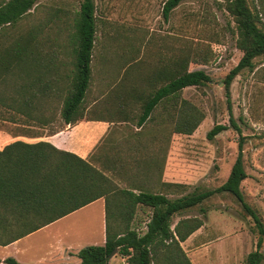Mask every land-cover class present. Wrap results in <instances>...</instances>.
<instances>
[{
    "label": "trees",
    "instance_id": "16d2710c",
    "mask_svg": "<svg viewBox=\"0 0 264 264\" xmlns=\"http://www.w3.org/2000/svg\"><path fill=\"white\" fill-rule=\"evenodd\" d=\"M37 1L0 0V32L6 27H16ZM182 1L165 0L163 19L167 20ZM225 10L235 24V48L242 53L237 65L222 81L230 109L232 81L243 70L253 71L254 59L264 56V9L254 12L247 0H226ZM95 11L93 0H81L73 14L70 42L62 45L73 57L69 69L60 57H24L37 52L34 39L40 26L32 27L26 38L15 36L11 44L0 48V129L10 131L13 137L39 138L43 130L54 134L84 119L83 101L96 37ZM166 64L163 77L149 80L150 88L144 99L141 96L137 99L142 110L138 124L146 126L154 121L156 110L162 108L170 111L168 118L173 123L170 134L189 136L203 116L184 106L181 92L189 87H203L211 78L203 70L190 71L184 57ZM57 119L61 123L58 128L54 127ZM231 127L239 141L226 181L212 190L191 192H187L185 185L174 183H162L163 191L158 192L143 186L120 187L90 161L45 141L17 140L3 146L0 148V246L18 241L103 199L104 243L79 250L76 254L79 264H108L115 256L124 258L125 264H192L181 244L203 226L207 212L201 207L204 201L227 193L253 220L258 235L256 248L247 255L246 264H264V253L260 250L264 224L245 202L241 191V184L247 178L244 137L237 125L231 123ZM228 128L214 125L206 138L212 140ZM175 193L180 196L170 198ZM196 208L201 218H180L173 225L174 217ZM139 210L149 211L143 230L135 223ZM3 263L20 264L12 258L4 259Z\"/></svg>",
    "mask_w": 264,
    "mask_h": 264
},
{
    "label": "rangeland",
    "instance_id": "374dc122",
    "mask_svg": "<svg viewBox=\"0 0 264 264\" xmlns=\"http://www.w3.org/2000/svg\"><path fill=\"white\" fill-rule=\"evenodd\" d=\"M80 1L38 0L16 27H6L0 32V48L11 44L15 36L26 38L32 27L40 26L34 39L37 52L24 57H60L69 69L73 57L62 45L70 42V24ZM93 1L96 37L92 57H162L166 65L176 57H184L190 71L203 70L211 78L207 85L185 88L180 95L186 103L184 106L203 116L196 130L189 136L171 135L170 111L158 108L154 121L145 126L155 133L154 141L148 151H138L136 155L163 154V165L169 152L170 166L166 174L169 181L185 185L187 192L212 190L226 181L237 155L239 136L231 127L234 123L244 137L243 163L247 178L241 184V191L245 202L264 224V56L254 59L253 71L243 70L232 81L229 109L222 81L237 65L242 53L235 48V24L225 10L226 0H184L167 20L162 16L165 0ZM247 2L254 12L264 9V0ZM218 124L229 128L208 140L206 134ZM59 126L57 119L54 127ZM12 134L0 129V148L26 139ZM136 162L134 158L133 163ZM146 163L153 162L149 158ZM152 167L157 165H150V171L145 173L120 172L112 179L120 187L143 186L155 192L163 191L162 170L151 172ZM179 196L175 193L170 198ZM102 204L97 202L65 216L42 231L23 237L12 247L0 246V257L34 264L48 259L57 247L69 246L78 252L87 246H100L104 235ZM201 207L207 209L202 232L182 244L191 263L246 264V257L255 250L258 238L253 220L227 193L212 196ZM148 214V210L137 213L135 223L140 224L141 230ZM192 216L200 217L197 208L174 217L173 225L180 218ZM260 250L264 253V243ZM75 259L69 258L62 264H72ZM109 264H125V259L115 256Z\"/></svg>",
    "mask_w": 264,
    "mask_h": 264
},
{
    "label": "crops",
    "instance_id": "0c3cea01",
    "mask_svg": "<svg viewBox=\"0 0 264 264\" xmlns=\"http://www.w3.org/2000/svg\"><path fill=\"white\" fill-rule=\"evenodd\" d=\"M163 75L162 57H91L89 84L83 101L84 119L74 125L65 126L54 134L43 130V135L39 138L18 137L26 138L21 141L27 143L49 142L57 149L72 152L88 161H90V157L94 158L90 162L113 179H115L114 175L120 172L145 173L150 171V165H157V167L151 168V172L162 170L161 183L181 184L166 178L170 166L169 152L165 154L163 165V154L157 157L147 154L136 155L138 151H148L155 136L153 131H148L149 129L147 130L144 125L138 124V117L142 110L141 102L137 99L140 96L141 100L144 99L147 89L150 88L149 80L159 76L163 77ZM163 136L161 129V142H163ZM166 136L168 138V135ZM134 158L137 160L136 163H133ZM149 158L153 163H146ZM97 202L103 203V199L85 207L92 206ZM102 216L104 219V207ZM58 221L36 232L42 231ZM202 228L203 226L185 242L202 232ZM16 242L2 247H12ZM103 243L104 235L101 245ZM76 254L77 250L69 246L57 247L51 251L48 259L34 264H62L63 261L66 263L72 257L76 258L72 264H79ZM6 258L8 257H0V264H5L3 260Z\"/></svg>",
    "mask_w": 264,
    "mask_h": 264
},
{
    "label": "water",
    "instance_id": "95a60500",
    "mask_svg": "<svg viewBox=\"0 0 264 264\" xmlns=\"http://www.w3.org/2000/svg\"><path fill=\"white\" fill-rule=\"evenodd\" d=\"M114 254H116V251L114 252Z\"/></svg>",
    "mask_w": 264,
    "mask_h": 264
}]
</instances>
